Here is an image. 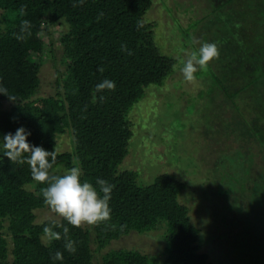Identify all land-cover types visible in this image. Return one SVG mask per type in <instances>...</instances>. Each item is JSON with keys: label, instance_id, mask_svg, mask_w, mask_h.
<instances>
[{"label": "trees", "instance_id": "1", "mask_svg": "<svg viewBox=\"0 0 264 264\" xmlns=\"http://www.w3.org/2000/svg\"><path fill=\"white\" fill-rule=\"evenodd\" d=\"M208 1L215 11L205 14L213 12L205 26L213 30L212 39L219 36V57L197 74L204 70L210 81L201 85L207 93L199 95L208 100V94L214 103L206 143L215 156L216 175L204 169L221 202V219L205 237L180 200L189 184L174 173L148 176L131 167L130 155L137 161L140 156L133 149L136 106L151 85L165 83L178 63L159 47L153 24L145 20L153 1L0 0V86L16 98L0 94V135L24 126L32 133L31 143L56 153L51 174L78 167L82 180L98 192V178L114 185L109 221L80 227L62 217L38 222V212L50 209L42 196L45 185L32 179L27 164L0 160V264H93L95 254H100L99 264H229L221 253L210 260V254L200 252L201 242H217L222 249L239 237L234 247L239 251L228 254L238 257L230 262L264 264V0ZM186 2L174 0L178 6ZM186 13L182 17L188 18ZM24 20L30 28L22 33ZM58 60L63 67L56 71L53 92L41 95V68ZM105 78L115 81V89L96 92ZM64 135H69L71 149L61 151ZM156 144L153 150L162 151L163 142ZM228 200L233 207L226 211L222 204ZM241 213L247 227L238 222ZM45 227L61 239L46 235ZM64 227L76 242L75 253L65 249ZM156 230L166 242L158 254L112 247L132 231ZM57 251L63 261L52 259Z\"/></svg>", "mask_w": 264, "mask_h": 264}, {"label": "rangeland", "instance_id": "2", "mask_svg": "<svg viewBox=\"0 0 264 264\" xmlns=\"http://www.w3.org/2000/svg\"><path fill=\"white\" fill-rule=\"evenodd\" d=\"M152 1L151 8L145 14V20L153 24L155 39L159 47L165 54L177 58L178 63L165 83L162 86L151 85L147 89V96L136 106L139 109L134 112L135 135L133 149L140 156H138L137 161L133 154L130 155L131 167L134 165L140 173L145 170L148 176L151 173L156 174L159 172L174 173L178 178L189 184L180 200L189 206L193 223L201 228L203 236L208 237L211 234V229L221 219V202L217 201L214 182H208V178L205 176L207 171L204 169L205 166L209 175H216L213 170L215 168L213 163L215 156L209 152L210 149L207 150L208 145L206 143L207 130L210 129L208 122L213 120L212 117L214 116L211 114L214 103H211L209 99L211 97L208 94V100L199 95V91L202 94H206L208 91L207 88L204 89L201 85H210L204 70L199 72L202 73L201 76L203 77L197 76L196 81L193 83L184 79L181 69L187 57L198 51L200 44H202L200 40H203L200 37L203 36L207 41L217 43L218 34L214 35L212 39L213 30L205 26L206 22H212L213 12L209 13V16L205 14L212 10L215 11V9L208 0H186L187 2L180 6L174 3V0ZM2 12L3 10L0 9V16ZM185 12H187L188 18L182 17ZM197 14L201 18H196ZM60 34L59 28H57L54 35V40L58 41L55 47L57 54L62 51L58 39ZM196 39L200 43H197ZM205 41L203 40V43ZM217 45L220 48L219 44ZM62 67L63 65L58 60L57 62L48 61L41 68V95H48L53 92L57 78L56 71ZM199 73L196 72L195 75H199ZM209 103L212 104V107L208 105ZM62 138L60 150H70L69 135H64ZM158 141L163 142L164 150H153L155 145H158L156 144ZM151 179L149 178L148 182ZM202 185L204 187L201 192L199 188H202L200 187ZM209 194L212 196H209ZM209 203L211 204L209 205ZM224 204H227L226 211L233 207L230 200H228V203L224 202L222 206ZM223 211L225 212V209ZM243 213L238 214V222L242 220ZM227 217H229L228 220L234 222L232 216ZM47 218L60 219L61 217L47 208L38 212V222H42ZM242 223H244V227L249 225L246 218L242 220ZM256 230H262V228ZM240 232L242 233V231ZM243 233L244 237L247 238L248 235L245 232ZM240 239L241 237L231 242H225L226 240L223 239L225 245L222 246V249H220L221 245L217 242L215 246L211 241L206 240L201 242L200 252L210 254V260H216L221 253L224 261L235 264L230 261L238 254L234 253L233 256H228V254L231 251H239L234 247L237 246ZM165 245L166 242L162 237V232L156 230L145 234L132 231L119 240L113 241L112 247L158 254L164 250ZM226 245H229L227 250ZM100 262V254H95L93 264H99Z\"/></svg>", "mask_w": 264, "mask_h": 264}, {"label": "clouds", "instance_id": "3", "mask_svg": "<svg viewBox=\"0 0 264 264\" xmlns=\"http://www.w3.org/2000/svg\"><path fill=\"white\" fill-rule=\"evenodd\" d=\"M142 26V23L138 24V27ZM29 28L30 22L22 21L21 32H26ZM121 48L128 51L126 45H122ZM128 54L131 55V52L129 51ZM218 57L219 48L216 42L200 44L198 51L193 52L183 63L181 72L184 79L192 81L198 69L207 68L209 62ZM98 71L103 72V68H99ZM115 86V81L105 78L96 85L95 91L114 90ZM6 93L7 89L0 86V94L6 95L10 101L16 100L14 96ZM99 99L103 100L104 97L100 96ZM31 135V131L24 126L16 128L14 132L0 135V160L7 158L14 164H27L32 179L40 185H45L41 190L45 204L69 225L80 227L85 223L95 225L109 221L112 212L109 202L114 185L98 178L96 180V185H99L100 189L98 192L95 185L82 180V173L78 167H72L62 175L51 174L50 170L56 162V153L45 149L42 145L31 143L29 140ZM63 231L65 249L75 253L76 242L69 239L68 227H64ZM44 232L53 239H61L60 233L50 227H45ZM52 259L63 261V253L57 251Z\"/></svg>", "mask_w": 264, "mask_h": 264}]
</instances>
